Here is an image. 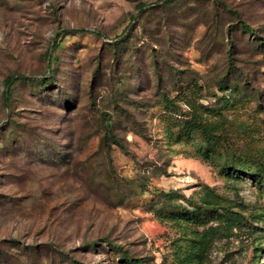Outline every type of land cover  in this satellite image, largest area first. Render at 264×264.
Returning <instances> with one entry per match:
<instances>
[{"label": "rangeland", "instance_id": "obj_1", "mask_svg": "<svg viewBox=\"0 0 264 264\" xmlns=\"http://www.w3.org/2000/svg\"><path fill=\"white\" fill-rule=\"evenodd\" d=\"M125 254L264 264V0H0V264Z\"/></svg>", "mask_w": 264, "mask_h": 264}, {"label": "trees", "instance_id": "obj_2", "mask_svg": "<svg viewBox=\"0 0 264 264\" xmlns=\"http://www.w3.org/2000/svg\"><path fill=\"white\" fill-rule=\"evenodd\" d=\"M165 1H168V0H165ZM149 5H153V4H147L145 2H138L137 3V7L141 10L144 9L145 7L149 6ZM65 31H67V30L64 29L63 32H65ZM57 38H55L53 41L54 45H57ZM50 74H51V72L48 74L47 78H49ZM41 78H45V77H43V76H27V75H22V74H18V75L14 74V75L7 76L5 79L6 90L4 91V93L6 95V102L8 103V101L10 99V89H11V86L13 85L14 82L19 81V80H23V79H27V80H31V81H37V80H40ZM42 81H43V83H46L47 79H43ZM185 103L190 108L191 115L195 120L196 127L198 129H201V131L203 133H206L210 136L216 135V133L218 132V129L220 127V124H218L217 121H210L209 119L205 118L206 110L203 109L200 105L198 106V104L196 102H193L190 99H186ZM236 223L238 225L239 218H235L234 224H231V226L236 225ZM124 259L127 262H129L130 264H140L139 258L129 257L128 255L125 254Z\"/></svg>", "mask_w": 264, "mask_h": 264}]
</instances>
